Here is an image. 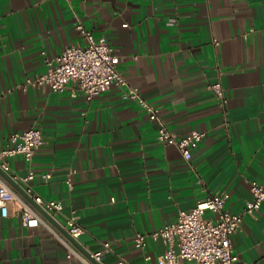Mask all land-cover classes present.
I'll return each instance as SVG.
<instances>
[{
	"label": "crops",
	"instance_id": "obj_1",
	"mask_svg": "<svg viewBox=\"0 0 264 264\" xmlns=\"http://www.w3.org/2000/svg\"><path fill=\"white\" fill-rule=\"evenodd\" d=\"M78 23L106 38L117 70L158 120L123 99L125 87L91 100L73 81L60 92L22 88L44 72L45 56L85 45ZM216 81L223 100L207 88ZM159 122L177 137L204 133L189 160L157 141ZM30 127L42 143L2 171L62 209L45 210L49 220L0 175L45 222L26 227L12 208L0 214V264H83L63 240L84 255L108 242L97 264H157L164 243L147 236L137 248L135 233L173 222L214 192H228L224 207L240 212L249 181L264 184V0H0V148ZM71 214L83 228L75 243L64 228ZM230 241L240 262L264 264V202Z\"/></svg>",
	"mask_w": 264,
	"mask_h": 264
},
{
	"label": "built area",
	"instance_id": "obj_2",
	"mask_svg": "<svg viewBox=\"0 0 264 264\" xmlns=\"http://www.w3.org/2000/svg\"><path fill=\"white\" fill-rule=\"evenodd\" d=\"M80 36L85 40V45L69 44L58 54L45 56L44 72L34 77L25 78L22 88L28 86L48 87L52 91H63L70 81L76 83V89L86 100H91L112 85L123 88L121 97L137 102L147 113L151 120H158V111L137 92L136 88L127 85L124 77L117 70L118 55L105 37H95L81 23L76 25ZM44 54V52H42ZM217 98L223 100V88L220 82L207 85ZM204 133L192 130L184 136L177 137L165 125L159 122L156 139L164 146H175L185 160L191 158V151L203 138ZM42 143V132L38 127H30L20 132H14L8 137V143L0 148V169L7 171L8 158L15 155L30 160L36 148ZM29 172L21 180L28 181L33 178ZM48 174L42 177L47 178ZM68 187L71 182L67 179ZM34 203L50 213H59L62 204L58 200H45L34 194L30 186L25 189ZM251 198L246 201L240 212H230L224 205L229 197L228 192H214L204 200L188 209L180 210L177 218L154 229L149 234L137 232L132 238L133 245L142 248L146 237L161 239L165 249L157 258V264H184L193 261L196 264H245L240 262L238 255L231 245V235L237 232L245 215L257 219V211L264 202V184L256 180L249 181ZM11 208L20 215L23 226H36L44 222L38 211L25 199L20 197L0 177V214L7 216ZM211 212L214 217L206 218L205 212ZM64 228L72 239H77L83 228L74 214L65 218ZM68 248L67 256L75 255L83 264H97L103 253L109 249V243L104 242L102 249L88 252L84 255L78 252L70 243L64 241ZM117 264H122L118 262Z\"/></svg>",
	"mask_w": 264,
	"mask_h": 264
},
{
	"label": "water",
	"instance_id": "obj_3",
	"mask_svg": "<svg viewBox=\"0 0 264 264\" xmlns=\"http://www.w3.org/2000/svg\"><path fill=\"white\" fill-rule=\"evenodd\" d=\"M0 175L5 178L8 182H10L27 200H29L33 206L42 214L44 215L46 218H48L49 220H51V217L47 214V212L45 210H43L41 207H39L38 205L34 204L33 201L29 198V196L27 194H25L24 191L18 189V186L12 182V180L9 178V176L4 173L1 169H0ZM73 243H75V241L73 239H71Z\"/></svg>",
	"mask_w": 264,
	"mask_h": 264
}]
</instances>
